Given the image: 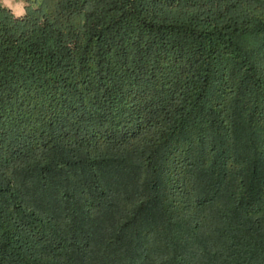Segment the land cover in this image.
Listing matches in <instances>:
<instances>
[{
    "label": "trees",
    "instance_id": "16d2710c",
    "mask_svg": "<svg viewBox=\"0 0 264 264\" xmlns=\"http://www.w3.org/2000/svg\"><path fill=\"white\" fill-rule=\"evenodd\" d=\"M0 2V264H264V0Z\"/></svg>",
    "mask_w": 264,
    "mask_h": 264
},
{
    "label": "clouds",
    "instance_id": "9594fccd",
    "mask_svg": "<svg viewBox=\"0 0 264 264\" xmlns=\"http://www.w3.org/2000/svg\"><path fill=\"white\" fill-rule=\"evenodd\" d=\"M0 2H2L5 7L9 8L12 14L18 18L25 14L22 0L15 4H13L12 0H0Z\"/></svg>",
    "mask_w": 264,
    "mask_h": 264
},
{
    "label": "rangeland",
    "instance_id": "374dc122",
    "mask_svg": "<svg viewBox=\"0 0 264 264\" xmlns=\"http://www.w3.org/2000/svg\"><path fill=\"white\" fill-rule=\"evenodd\" d=\"M13 4L19 3L20 0H12ZM23 2V7H24V12H26V7L30 5H35V3L32 0H22ZM2 3V2H1ZM3 4V3H2Z\"/></svg>",
    "mask_w": 264,
    "mask_h": 264
}]
</instances>
